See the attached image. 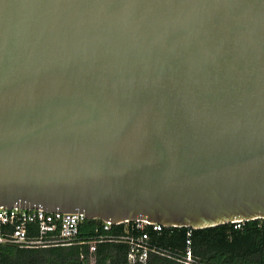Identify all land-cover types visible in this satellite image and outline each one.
I'll use <instances>...</instances> for the list:
<instances>
[{"label": "water", "instance_id": "water-1", "mask_svg": "<svg viewBox=\"0 0 264 264\" xmlns=\"http://www.w3.org/2000/svg\"><path fill=\"white\" fill-rule=\"evenodd\" d=\"M0 208L264 220V0H0Z\"/></svg>", "mask_w": 264, "mask_h": 264}, {"label": "trees", "instance_id": "trees-1", "mask_svg": "<svg viewBox=\"0 0 264 264\" xmlns=\"http://www.w3.org/2000/svg\"><path fill=\"white\" fill-rule=\"evenodd\" d=\"M99 221H87L80 228L78 242L94 240ZM187 229L168 231L155 239L167 257L152 255L146 264H183ZM195 264H264V220L245 223L240 230L233 224L193 231ZM127 246L102 243L94 255L95 264H128ZM0 264H90L89 246L23 249L0 245Z\"/></svg>", "mask_w": 264, "mask_h": 264}, {"label": "built area", "instance_id": "built-area-1", "mask_svg": "<svg viewBox=\"0 0 264 264\" xmlns=\"http://www.w3.org/2000/svg\"><path fill=\"white\" fill-rule=\"evenodd\" d=\"M87 221L90 220L83 214L0 208V245L33 249L85 244L89 246L90 264H95L94 255L99 244H122L127 246L128 264H146L152 255L168 256V253L156 244L157 237L175 229H187L186 250L179 261L183 264H195L192 229L165 227L148 220H126L115 226L96 220L100 224L95 228L94 240L78 242L80 228ZM245 223L243 221L233 223L235 230L242 229Z\"/></svg>", "mask_w": 264, "mask_h": 264}]
</instances>
